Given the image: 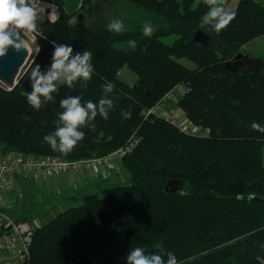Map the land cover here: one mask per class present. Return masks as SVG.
Returning a JSON list of instances; mask_svg holds the SVG:
<instances>
[{"label": "trees", "instance_id": "16d2710c", "mask_svg": "<svg viewBox=\"0 0 264 264\" xmlns=\"http://www.w3.org/2000/svg\"><path fill=\"white\" fill-rule=\"evenodd\" d=\"M128 1L145 18L119 34L109 32L107 23L72 24L74 12L60 5L56 21L38 24L40 50L20 83L8 89L0 81L2 153L80 159L137 140L122 160L130 183H107L36 226L25 264H126L129 248L137 246L172 251L185 264H264V133L251 128L253 121L264 126V69L235 58L264 35V0H239L231 9L226 0L224 11L236 15L219 33L208 13L220 0ZM146 21L151 36L143 34ZM198 29L212 39L194 41ZM171 34L175 40L165 42ZM116 42L133 45L118 48ZM53 43L91 51L95 71L88 87L81 78L71 89L58 84L52 100L41 97L37 111L26 101L29 78L36 64L47 72ZM181 57L196 66L183 64ZM124 66L137 74L135 82L120 76ZM106 81L115 85L111 92L101 87ZM181 83L189 89L178 98L179 108L207 133H187L161 114H146ZM69 95L94 102L104 96L114 107L106 106L107 120L97 111L78 128L84 139L61 155L57 112L60 99ZM44 136L56 139V152ZM170 179L182 181L177 190L165 189ZM19 214L20 220L30 218L26 210Z\"/></svg>", "mask_w": 264, "mask_h": 264}, {"label": "clouds", "instance_id": "9594fccd", "mask_svg": "<svg viewBox=\"0 0 264 264\" xmlns=\"http://www.w3.org/2000/svg\"><path fill=\"white\" fill-rule=\"evenodd\" d=\"M206 2L214 4L216 0H206ZM225 4L226 0H220V5L208 13V17L215 20L214 31L217 33L224 30L236 15L233 11H224ZM45 14L53 22L58 17L56 5L49 0H0V58L6 56L10 48L16 52L30 51L31 45L36 43V36L41 35L38 22L39 24L42 22ZM105 27L109 32L117 34L124 31V23L120 19L111 20ZM143 34L151 36L152 29L145 27ZM37 48L39 51V46ZM94 71L91 51L85 49L82 52H74L72 45L53 43L47 72L42 74L39 64L31 70L29 84L32 90L26 93L27 104L39 111L42 106L41 97H44L45 101L52 100V93L58 92V84L66 85L71 89L73 81L78 78L84 81V87H88ZM101 87L107 93L111 92L115 85L111 81H106ZM106 106L114 107L113 101L104 96H101L98 102L84 100L82 95H69L60 99L59 108L62 111L57 112V117L62 126L55 131V137L59 138L58 151L61 155L70 154L78 142L84 139L85 133L77 129L86 126L87 120L94 119L97 111L102 119H108ZM122 114L125 119L131 118L132 115L130 111H123ZM251 128L264 133V126L255 121L252 122ZM44 140L51 144L52 151H57V141L53 136H44ZM184 194L186 193L181 192V195ZM125 260L126 264H185L184 261H179L172 251L161 249L158 252H149L145 247L140 246L129 248Z\"/></svg>", "mask_w": 264, "mask_h": 264}, {"label": "rangeland", "instance_id": "374dc122", "mask_svg": "<svg viewBox=\"0 0 264 264\" xmlns=\"http://www.w3.org/2000/svg\"><path fill=\"white\" fill-rule=\"evenodd\" d=\"M238 1L239 0H230L228 2L227 9H231L232 7H234ZM56 2L59 6L60 5L64 6L68 11L74 12L73 17L70 20L72 24H76L77 22H83V23L92 24V25H100L103 23H109L113 19H120L123 21L124 27H130L134 21L141 20L142 17L145 18V12L139 9L138 7H135V5H133L128 0H91L90 3L89 2L85 3L83 7L81 6L82 0H58ZM47 20L48 19L44 17L41 24L46 22ZM146 27H150L152 29L151 23L146 21ZM38 29L42 33L39 26H38ZM39 36L40 35L36 36V43L31 45V50H32L31 55H36L39 52L37 46H39V50H40ZM176 37L177 36L175 34H171V35L163 37V40L167 43H172ZM131 45L133 44L127 43V42H116L115 43V46L118 48H124V47L131 46ZM242 54L247 55L246 57L247 64L251 65L252 67L264 69V35H261L253 39L252 41L246 43L243 46ZM178 60L191 68H194L196 66V64L192 60L186 57L178 58ZM120 76L124 78L126 81H128L129 83H133L137 79V74L133 72L127 66H124L122 68L120 72ZM21 86H23L24 89H26L27 87L26 83L24 82L21 84ZM184 86L185 85H183V88ZM9 87L10 88L8 89H11L13 86H9ZM173 89H174L173 90L174 96L168 97V95L170 94L169 93L170 91H169L168 92L169 94L167 93L168 95L166 94L165 97L162 99L160 106L158 107V111L165 113V114L175 116L178 118L179 121H183V114L180 113V108L177 104L178 103L177 95L180 96L182 92V87H180V89L174 87ZM165 114L163 116H165ZM97 157L99 156L89 157V158H80V159L87 160V159H93ZM109 164L111 165L119 164L120 170L123 172V175L125 176V177L121 176L120 179H117L116 180L117 183H123V184L130 183L129 173L122 164V158H119L118 156L110 157L109 159L103 161V163L97 164V167H93V166L87 167V166L82 165L78 169L68 168L62 172L88 170V171H92L95 173L96 172L99 173L102 170H104L105 167L108 166ZM62 172L57 173L55 175L61 174ZM55 175H51V176H55ZM47 177H44V178H47ZM44 178H41V179H44ZM105 185H107L106 182L101 187ZM98 189L99 188H97L96 190L98 191ZM81 203L82 201L81 202H70V203L68 202V203H61V204L58 203L54 207L49 208L48 207L49 204L42 202L40 199L31 200L28 203V205L25 206V209H24L28 211L30 218L25 219V220L32 222V224L34 225L33 227L35 229L36 226L49 221L60 211L70 206L79 205ZM18 215L21 217V214H18ZM30 246H29V252H30ZM26 261L27 259L23 261L19 258V256L14 255V254L9 255V258L3 259L0 254V264H25Z\"/></svg>", "mask_w": 264, "mask_h": 264}, {"label": "built area", "instance_id": "2783aa9c", "mask_svg": "<svg viewBox=\"0 0 264 264\" xmlns=\"http://www.w3.org/2000/svg\"><path fill=\"white\" fill-rule=\"evenodd\" d=\"M49 2L56 5L58 9V17H60V6L55 0H49ZM50 10V9H49ZM48 19L47 14L45 16ZM49 20V19H48ZM55 20V21H56ZM51 21V20H49ZM6 85V84H5ZM185 84H178L176 88L182 87V94L185 93L189 87ZM7 88H10L7 86ZM172 89L167 95L168 97L174 96ZM179 95H177V98ZM160 103L146 111V114L156 113L164 115L165 113L159 112L158 107ZM165 117L175 123L180 130L187 133H207V129H201L191 121H189L185 114H183V121H179L177 117L165 114ZM136 139L131 140L126 145L102 156L93 159H68L60 156H35L22 153H2L0 152V254L1 257L9 258V255H17L21 260L29 258V246L32 242L34 225L28 220H20L13 217L8 211L3 208V204L10 202L8 194L9 184L17 172H23L36 179H41L47 176L55 175L68 168L78 169L83 166L97 167V164L103 163V161L110 157L122 156L128 153L136 143ZM91 168V167H89ZM15 220H18L16 223Z\"/></svg>", "mask_w": 264, "mask_h": 264}, {"label": "crops", "instance_id": "0c3cea01", "mask_svg": "<svg viewBox=\"0 0 264 264\" xmlns=\"http://www.w3.org/2000/svg\"><path fill=\"white\" fill-rule=\"evenodd\" d=\"M180 113L184 114L181 109ZM119 166L109 164L99 173L88 170L66 171L44 179H35L23 172H17L9 184L10 202L2 206L17 218L31 200L40 199L49 204V208L58 203L81 202L86 193L97 191V188L100 191L105 182H117V179L123 177Z\"/></svg>", "mask_w": 264, "mask_h": 264}, {"label": "water", "instance_id": "95a60500", "mask_svg": "<svg viewBox=\"0 0 264 264\" xmlns=\"http://www.w3.org/2000/svg\"><path fill=\"white\" fill-rule=\"evenodd\" d=\"M211 37L198 29L193 35L192 39L197 42L208 43ZM35 55H31L29 51L21 50L16 52L9 49L6 56L0 58V81L8 86H16L23 79L24 75L31 66ZM247 55L238 53L235 58H246ZM12 87V88H13ZM129 155V152L122 156L124 160ZM182 181L180 179H170L165 185V189L175 191L180 187ZM243 197V196H242ZM17 223L18 220H15Z\"/></svg>", "mask_w": 264, "mask_h": 264}, {"label": "bare ground", "instance_id": "6f19581e", "mask_svg": "<svg viewBox=\"0 0 264 264\" xmlns=\"http://www.w3.org/2000/svg\"><path fill=\"white\" fill-rule=\"evenodd\" d=\"M30 53L32 52V50H31V48H30V51H29Z\"/></svg>", "mask_w": 264, "mask_h": 264}, {"label": "flooded vegetation", "instance_id": "af4514ba", "mask_svg": "<svg viewBox=\"0 0 264 264\" xmlns=\"http://www.w3.org/2000/svg\"><path fill=\"white\" fill-rule=\"evenodd\" d=\"M247 59V58H246Z\"/></svg>", "mask_w": 264, "mask_h": 264}]
</instances>
